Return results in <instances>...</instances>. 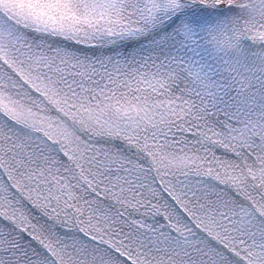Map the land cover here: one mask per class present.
I'll use <instances>...</instances> for the list:
<instances>
[{
    "label": "snow or ice",
    "instance_id": "6c2138e0",
    "mask_svg": "<svg viewBox=\"0 0 264 264\" xmlns=\"http://www.w3.org/2000/svg\"><path fill=\"white\" fill-rule=\"evenodd\" d=\"M0 264H264V0H0Z\"/></svg>",
    "mask_w": 264,
    "mask_h": 264
}]
</instances>
